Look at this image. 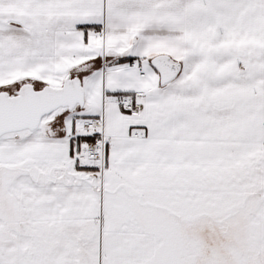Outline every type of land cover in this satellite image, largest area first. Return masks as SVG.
<instances>
[{"label": "snow or ice", "instance_id": "obj_1", "mask_svg": "<svg viewBox=\"0 0 264 264\" xmlns=\"http://www.w3.org/2000/svg\"><path fill=\"white\" fill-rule=\"evenodd\" d=\"M0 264H264V0H0Z\"/></svg>", "mask_w": 264, "mask_h": 264}]
</instances>
